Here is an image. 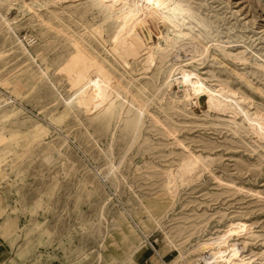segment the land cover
Segmentation results:
<instances>
[{
    "label": "rangeland",
    "instance_id": "374dc122",
    "mask_svg": "<svg viewBox=\"0 0 264 264\" xmlns=\"http://www.w3.org/2000/svg\"><path fill=\"white\" fill-rule=\"evenodd\" d=\"M185 1L203 19L195 47L126 69L113 58L112 12L86 0H0L7 264H204L198 247L217 241L237 245L230 264H264V126L257 135L241 116L205 113L206 95L185 108L168 99H184L173 63L193 65L264 124V0ZM156 25L139 31L148 46L172 35ZM170 76L171 92L158 93ZM194 156L203 160L191 180L168 185L165 171Z\"/></svg>",
    "mask_w": 264,
    "mask_h": 264
},
{
    "label": "bare ground",
    "instance_id": "6f19581e",
    "mask_svg": "<svg viewBox=\"0 0 264 264\" xmlns=\"http://www.w3.org/2000/svg\"><path fill=\"white\" fill-rule=\"evenodd\" d=\"M86 1H89L94 7L105 11L107 14L112 12V15H108V18H111L113 24L119 28L117 39L112 47L113 58L119 61L126 69L129 68V60L131 59H143L144 66L147 68L155 66L157 62L161 64L171 53H175L179 49H184L187 46H194V43L201 38L199 30L196 31L195 29L199 27L204 28L201 16L198 15L185 0ZM158 20L161 21L163 26L171 30L172 35H166L164 37V46L160 45L161 43L155 46H148L145 44L143 35H141L139 31L141 29L149 30V21L151 24L153 23L156 25L158 24ZM178 56H175L177 60L179 58ZM95 66L102 69L103 72L105 71V73L114 71L110 64L109 66L105 65V60H100L98 65ZM172 70L179 75L178 78L172 79L175 80V83L178 84V87L182 90L184 99L176 100L175 98L169 97L168 92H171V87L173 85V81L170 80L172 76L164 79L162 86L158 88L157 91L158 93L168 95V99L174 106L178 103H182L185 108L189 105L193 97L198 98L201 95H206L207 111L205 113L216 112L222 115L241 116L242 121L247 125L250 131H253L257 135L262 134L264 126L261 122L262 119L259 118L260 116L256 117L251 114L250 110L244 106H248L249 104L246 102V98L223 84H208L206 82L207 77L200 75L197 72L198 69L193 65L189 66L188 64L173 63ZM238 75L244 77L241 73H238ZM117 81L119 84V78H117ZM130 85L128 84L129 87ZM123 90L125 91L126 97L131 94L127 86H123ZM140 93L142 94L141 91ZM135 96H137V94H135ZM135 99L136 98H134V100ZM148 105L147 102H145L140 113H142ZM202 160L200 157L195 156L185 158L175 171L172 169L165 171L166 183L176 187L179 184L188 182L191 180L192 173L195 172ZM142 227L147 229L145 224H142ZM225 242L226 241H217L200 245L198 247L199 258L196 259L203 260L204 264H230L232 259L237 255L238 248L236 244L227 245ZM184 262V264H191L188 261Z\"/></svg>",
    "mask_w": 264,
    "mask_h": 264
},
{
    "label": "crops",
    "instance_id": "0c3cea01",
    "mask_svg": "<svg viewBox=\"0 0 264 264\" xmlns=\"http://www.w3.org/2000/svg\"><path fill=\"white\" fill-rule=\"evenodd\" d=\"M1 225V222H0ZM13 251V248L6 242L4 238L0 235V264H7L10 259L13 257L10 256V250Z\"/></svg>",
    "mask_w": 264,
    "mask_h": 264
},
{
    "label": "built area",
    "instance_id": "2783aa9c",
    "mask_svg": "<svg viewBox=\"0 0 264 264\" xmlns=\"http://www.w3.org/2000/svg\"><path fill=\"white\" fill-rule=\"evenodd\" d=\"M150 246L152 247V245L150 244Z\"/></svg>",
    "mask_w": 264,
    "mask_h": 264
}]
</instances>
